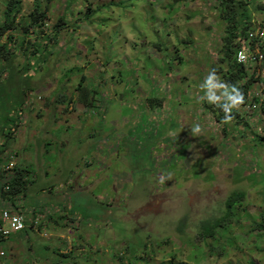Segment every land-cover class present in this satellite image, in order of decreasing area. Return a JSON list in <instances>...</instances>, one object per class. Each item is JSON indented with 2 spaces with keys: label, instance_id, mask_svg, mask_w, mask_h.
I'll return each instance as SVG.
<instances>
[{
  "label": "rangeland",
  "instance_id": "1",
  "mask_svg": "<svg viewBox=\"0 0 264 264\" xmlns=\"http://www.w3.org/2000/svg\"><path fill=\"white\" fill-rule=\"evenodd\" d=\"M8 1L0 0L1 23L5 21ZM38 1L47 15L44 30L52 34V26L62 22V18L65 28L59 31L58 44L50 48L54 53L48 61L46 50L44 58L38 59L40 70L31 77L35 91L29 95L35 102V111L30 110L33 104H25L26 114L16 132L21 136L19 142L16 143L17 135H12L1 157L8 159L20 143H30L29 152L22 153V158L28 159L24 167L30 168L27 163H34L30 168L34 172L29 174L33 179L39 175V185H63L53 190L62 193L61 200L67 206L60 209V201L52 206L54 197L36 190L29 194L26 206L41 205L48 214L52 211L55 218L72 226L57 229V225L50 230L55 226L50 222L44 231L29 228L21 237L20 233L12 235L4 244L10 254L4 263L264 264V141L247 140L237 155L232 146L244 138L239 135L244 128L242 121L234 128L225 127V132L223 123L207 121L209 114L190 124L191 116L209 110L208 106H199L203 101H212L211 89L215 90L217 81L225 80V75H216L220 65L217 55H223L222 41L213 39L216 24L223 27L220 18H215L212 29L197 20L190 21L194 18L190 14H181L177 19L178 7L169 11L166 7L183 0ZM36 3L37 0H22L25 19L21 21L28 20ZM194 4H199L195 8L199 10L216 3L196 0ZM214 14L216 17L215 10ZM263 19L264 7L256 6L252 26ZM40 30L38 27L37 31ZM9 33L17 44V37L28 39L21 28ZM7 34L1 36V42ZM155 47L160 50L155 52ZM176 48L182 49L181 64L177 63ZM23 57L17 55L15 60ZM48 63L50 70L44 75L41 69L47 71ZM196 64L206 69L191 76ZM55 67L58 70L52 72ZM100 67L108 69L109 74L103 87L94 83L105 75ZM158 67L163 72L172 71V76L165 79L172 89L160 109L157 105L148 106L153 101H147L142 94L143 90L152 91L153 96L162 92V86L153 84L157 79L152 71ZM173 72L179 79L180 74L188 79L177 83ZM84 83L97 92V112L107 111L104 124L98 122L96 126L93 154L90 150L78 154L76 145H71L77 137L84 140L90 130L77 136L79 133L73 128H63L69 126L68 121L75 122L76 115L64 114L59 118L56 100L46 106L48 100L63 94L66 110L76 96L74 89ZM187 84L196 88L192 98H184L193 107L181 103L184 107L176 109L179 101H172V94L175 88ZM225 90L222 86L219 91ZM38 95H42L40 99ZM8 107V101L0 99L1 127L7 112L16 113ZM77 108L78 112L91 110L81 103H77ZM40 110L43 119L38 123ZM172 115L171 123L162 121ZM181 115L185 117L183 128L175 124L182 121ZM28 123L33 127L29 128ZM248 135L251 136L250 132ZM230 140L234 141L231 146ZM67 152L76 155L69 156ZM92 161L98 167L96 174L85 168ZM166 169L170 176L164 179ZM88 173L94 174V182L85 186ZM80 176L85 178L79 179ZM235 190L244 191L246 198L229 208L227 200ZM202 231L214 232L213 239L206 238L207 245L200 243Z\"/></svg>",
  "mask_w": 264,
  "mask_h": 264
},
{
  "label": "clouds",
  "instance_id": "2",
  "mask_svg": "<svg viewBox=\"0 0 264 264\" xmlns=\"http://www.w3.org/2000/svg\"><path fill=\"white\" fill-rule=\"evenodd\" d=\"M251 0H248V6L251 8H256V6H258V8L264 7V1L263 0H259V2H257L258 0H254L255 3H250ZM196 2V0H183L182 3H178L176 5H174L173 7H166L169 10H173L175 8L178 7V13L176 15V18L179 19V17L181 16V14H190L192 15L194 18H190L189 20H197L198 23L201 24H207V28L212 29V25L215 22V18H220V21L222 22L223 26L225 25V22L221 19L220 14H219V8L217 7V2L216 0H214V2L216 3L215 6H209V5H205L202 9L199 10H195L196 7H199V4H194ZM40 3V2H39ZM37 4V3H36ZM37 7H41V4H37ZM201 7V6H200ZM36 8V7H34ZM33 11L29 14L31 15L34 12ZM44 10V9H43ZM214 10L217 12V16L215 17L214 14ZM45 11V10H44ZM255 13V11H254ZM191 17V16H188ZM29 18V16H28ZM47 18V15H46ZM62 22H64V18H62ZM254 19V16H253ZM46 20V19H45ZM60 22V23H62ZM253 20L251 22V25L249 24V29L246 31V34L243 36H239L236 40V45L234 46V53H233V58L231 59L232 61L235 62V64L240 65L241 67H245L246 70V76L245 78H243L239 84L235 85L236 88L235 90H233V88L231 87V84L227 81L228 77H229V69L231 68L229 65V58L226 57V52L223 50L224 48V40H223V36H224V28L220 27L219 24H216V26L213 29V33L215 35L214 38H218V40L222 41V46H221V50L223 52V55L220 57V55H217V58L219 59L220 65L217 68V77H220L222 75H225V80L224 83L223 82H219L217 81L216 84L214 85L215 90H212V95H213V99L210 102H206L204 103L203 101V105H200L199 107H203V108H207V106L209 107V110H206L205 112L201 113L198 112L196 117L191 116V122L190 124L193 123V120L195 121H200L201 119H206L207 114V121L211 120V122H219L223 123V131L225 129V127L228 128L235 126V124L239 121H242V124L244 125V128L239 132V135L244 136L243 139L240 140L241 143L239 144H233V142L228 141V145L231 146L233 144V154H235V152L238 153L242 150L241 145H244L247 140L249 142H255L257 139L264 141V19L256 22L255 25L252 26ZM45 21L43 25L37 26L35 28H30L28 31L25 32V29H23L24 35L26 37H28V40L26 38H19V42L18 44L15 42L14 38V42H11L9 44L13 45L10 46L11 48H16L17 50L20 51L19 54L17 55H22L23 54V59H19V60H15V58H13V60L9 61L6 60L4 62V64L6 66H11L14 67L16 69H20V71L23 70V74H27L28 72H31V74L24 76L22 75L24 80H27L31 83V86L33 87V80L31 79V77L35 76L37 74V70H40V66H38V59H42L45 56V50L48 52L46 55L47 61L48 58L52 56V54L54 53V50L52 49V51L50 52V48L54 45V44H58L59 40H58V36H59V31H61L62 29H64L65 27L62 24V28L56 32V28L55 25L52 26V34H48V32L46 30H44V25H45ZM40 28V31H37V28ZM204 28V27H202ZM206 28V30H207ZM205 30V29H204ZM8 32V34L5 36L6 39L3 42H6L8 40V37L11 36L12 29H7L6 31L2 32V35H4V33ZM56 34V36H55ZM186 34V31H185ZM1 35V36H2ZM37 35V39H34L33 37ZM187 35V34H186ZM1 36H0V40H1ZM14 37V36H13ZM45 39V41L43 43L42 40ZM22 40L24 41L23 46L21 45ZM2 42V43H3ZM195 43V39L192 38V44ZM160 49L155 47L154 51L157 52ZM182 49L180 48H176L177 51V58H178V62L177 63H182L184 61V56L180 53ZM50 52V53H49ZM16 55V56H17ZM50 55V56H49ZM15 56V57H16ZM87 58L89 55H85ZM86 58V59H87ZM34 61V64L31 63V61ZM3 63H0V65ZM197 65V64H196ZM49 66L50 63H48V70L47 71H43L42 72L45 74H47L49 72ZM26 67V68H24ZM206 69L205 66L202 67H197L194 66V69L190 71L191 76L196 73L197 70H200V72H203ZM58 68H53L51 69V71H57ZM108 69L105 68H101L100 67V71L102 73H105L104 76L98 78L97 80H94V83L99 87L102 85L105 86L106 85V81L107 78L106 76H108L109 74L107 73ZM157 79L156 82H153L154 85H158V86H162V92L157 95V96H153L152 91L149 90H143L142 94L144 95L145 99L147 101L152 100L153 104H148V106H152V105H157V107H162L164 105V102H166L167 97L166 94L171 91L172 87L171 85L165 81L166 78H170L172 76V71H168V72H163V68L158 67L156 69H154L152 71ZM21 73V72H20ZM8 74V71L3 72L2 74H0V77L3 79L6 78V75ZM57 75V74H54ZM178 74H174L173 72V76L176 80V82L178 83L179 81H182L183 78H185L186 80L188 79L186 76L182 77V74H180V79L177 78ZM189 75V73H188ZM39 78V77H38ZM247 81L248 85L245 87L243 86ZM3 82H0V86L2 85ZM52 83V82H49ZM224 86V88L226 89L225 91H219L220 88ZM72 87V86H71ZM181 91H176L174 90L173 94H172V101H179V103H185L184 102V98H192L196 93V88L187 85H180ZM175 88V89H177ZM239 88V89H238ZM66 89V88H65ZM64 89V92H65ZM76 96L72 99L76 100L80 98L78 97V95L80 94H86L88 91L89 94H93L94 97H96V91L88 88L85 83L82 84L79 87H76L74 89ZM186 91L188 94L184 93V91ZM238 92H235V91ZM34 88L31 90H28V93L26 95H24V101L23 104L21 105V107L19 108V112H18V117H19V121L16 125L17 129H13L10 128V121H6L3 124V127L0 126V131H3L2 134H0V140L1 138L4 136L8 137L11 139L12 135L16 136L17 135V130L19 129V123L21 122V119L24 117V114H26V108L27 106H25V104H33L30 107V110L32 111V109H35V102L31 101L29 95H31L32 93H34ZM42 95H38V99L41 98ZM231 98V102H228V98ZM175 98V99H174ZM61 99H64V95H61ZM56 100V104L55 107H59L58 110L59 111H63V105L62 102H60V100H58V97H55L51 100H48L46 103V106H48L49 104H52L53 101ZM58 101V103H57ZM63 101V100H61ZM81 101V100H80ZM95 101V100H93ZM199 101V100H198ZM201 101V100H200ZM105 103V102H104ZM79 104V103H78ZM186 104V103H185ZM75 106H77V103L74 104L72 102V105L69 107V111H73L75 109ZM186 106L189 107H193L192 105H187ZM68 108V107H67ZM84 108V106H83ZM35 111V110H34ZM188 111V110H187ZM40 112L43 114V110H40ZM92 116V113L88 112L86 113V116ZM201 117V118H200ZM29 119H31L30 117H28ZM255 119V120H253ZM32 121V120H31ZM33 123V121H32ZM185 126V124H184ZM183 128V127H182ZM3 129V130H2ZM185 129V128H184ZM186 131H189V129H187ZM225 132V131H224ZM248 132H250L251 136L248 135ZM231 133V132H230ZM16 134V135H15ZM236 131L232 132V136H235ZM4 135V136H3ZM224 136V135H223ZM228 139L230 137H227ZM252 143V145H253ZM1 144V142H0ZM73 144V143H72ZM236 145V146H235ZM19 149H17L18 151ZM17 151H15L10 158H8V160L11 163H15V159L18 158L17 156ZM245 153V152H244ZM243 153V154H244ZM19 161V159H18ZM17 163V162H16ZM13 167V166H12ZM8 167H6L5 170V175L1 177L0 179V227H5L10 229L9 233L4 234V232L2 230H0V264H5L4 261L7 259V257L10 255L9 251L7 248L4 247V244L6 242L9 241V239L11 238L12 235L20 233V235L18 236H22L24 231L29 230V228H31L34 231H44L45 227H44V223L46 220H48L50 217H48V213L47 211H45L43 208H41L40 206H26V203L28 201L27 198V194H26V188H24L22 191H20V195H10V191L12 190L14 184L12 183L14 180V174L11 173L10 171H8L7 169ZM11 168V167H10ZM7 174H10L11 178L5 182L4 179L6 177ZM164 179H167L170 176V171L169 169L165 170V174H164ZM9 186V189H7L6 187ZM236 191H242V190H235ZM234 192L230 195L233 196ZM31 193V192H30ZM29 193V194H30ZM127 197V196H126ZM229 197V198H230ZM228 198V199H229ZM228 201V200H227ZM244 199H241L239 202H243ZM228 205V203H227ZM64 207V210L66 209V206H62ZM51 209V208H50ZM61 209V207H60ZM5 210H10L12 213L14 214H18L23 218V223H24V227L19 230H12L11 226L9 224H7L6 222L3 221V215H4V211ZM49 214H54L52 211H49ZM64 223V222H63ZM67 223V222H66ZM64 223V224H66ZM43 225L42 228L40 229L38 226L39 225ZM80 224V222H79ZM56 225L53 228H48V229H55ZM57 229L63 228L62 226H57ZM14 243H18V241H14ZM7 249V251H6Z\"/></svg>",
  "mask_w": 264,
  "mask_h": 264
},
{
  "label": "trees",
  "instance_id": "3",
  "mask_svg": "<svg viewBox=\"0 0 264 264\" xmlns=\"http://www.w3.org/2000/svg\"><path fill=\"white\" fill-rule=\"evenodd\" d=\"M37 4H40L39 1L37 0ZM217 2V7L219 8V14L221 19L225 22V25L223 26L224 28V36H223V40H224V48L223 50L226 52V57L229 58V65H230V69H229V77L227 79V81L231 84V85H237L239 84V82L245 78L246 74V70L245 67H241L238 64H235L234 61H232L231 59L233 58V53H234V46L236 45V40L239 36H243L246 34V31L249 29V24L251 25V22L253 20V16H254V11H256V8H251L248 6V0H216ZM255 3L254 0H251L250 3ZM36 4V5H37ZM22 0H9L7 3V9L5 10L4 16H5V21L4 22H0V36L2 35V32L6 31L7 29H12V30H16L18 28L21 29H25V32L28 31L30 28H35L37 26L43 25L44 21L46 19V12L43 9H40L39 7L36 6L34 12L29 15V18L27 21H21L23 19H25V17H23L22 15ZM22 15L21 19L20 16ZM63 20V19H61ZM56 28V32H58L61 28H62V23H58L57 25H55ZM56 36V34H55ZM13 35L8 37V40L6 42H1L0 41V60L4 59L6 60H13V58H15V56L17 54L20 53L19 50H17L16 48H11L9 44L11 42H14L13 40ZM16 42V41H15ZM24 41L22 40L21 45L23 46ZM1 63V62H0ZM26 68V67H24ZM8 71V74L6 75V78L3 79L0 77V82H3L2 85L0 86V99L2 101H8V109H12L14 110L16 113L12 114L7 112V115L5 117V122L6 121H10V128L16 129V125L19 121V117H18V112H19V108L21 107V105L23 104L24 101V95H26L28 93V90L33 89V87L31 86V83L27 80H24L22 75L20 74V69H16L14 67L11 66H6L4 63L0 65V74H2L3 72ZM33 82V81H32ZM247 81L243 86H247L248 85ZM239 89V88H238ZM90 91H88L86 94H80L78 95L79 99H71L70 103H81L84 106H86V104L88 105V107H93V103L95 100V97L93 94H89ZM235 92H238L237 90ZM6 93L5 96H3L2 94ZM58 100H60V102H62L61 100V95L58 96ZM83 102V103H82ZM70 103L68 105V108L66 110L60 111L58 112L60 114L59 118H62L64 113L69 111V107H70ZM184 105H180V103H178L175 108H183ZM59 107H57L58 110ZM90 108V109H91ZM174 108V109H175ZM2 109V108H1ZM92 111L94 109H91ZM4 111V110H3ZM33 111V109H32ZM180 111L182 112V109H180ZM6 112V111H4ZM70 112V111H69ZM37 117L42 118L43 115L40 111H38L37 113ZM179 117V114H178ZM0 121H1V116H0ZM33 121V120H32ZM165 124H169L172 121H174V116L172 115L169 119H165L162 120ZM159 121V122H162ZM2 122V121H1ZM100 123L104 124V119L101 118L99 120ZM98 124V123H97ZM176 125H182L181 127H183L184 123L182 121H180V123L178 121H176L175 123ZM173 125V124H172ZM97 126V125H96ZM96 126H92L90 124L91 127V133L92 130H95V134H96ZM63 128L69 129L72 128L70 125H65ZM191 129H193V127H191ZM64 135V133H62ZM61 134V135H62ZM4 136V135H3ZM10 140L9 136L6 137L4 136V138L2 137L0 142V179L2 176L5 175V170L6 167H8V171H10L11 173L14 174V180H13V188L12 190L9 192L10 195H20V191H22L24 188L27 189V186H30V184H37L38 181L40 180L39 175L37 178L33 179V176L31 177L32 173L34 171L32 170H28L29 168H25L23 166V168L27 169V171H25L21 166L24 165V163L22 162L23 159L21 158L20 161H18V163H14L13 167H9V165L11 164V162L7 159V158H2L1 155L3 153L2 150L3 148H6V146H8V141ZM50 142V141H49ZM48 142V143H49ZM47 143V144H48ZM46 144V145H47ZM48 150V149H47ZM19 153H21L20 150L17 151V156L19 157ZM10 158V157H9ZM93 164V165H91ZM90 166L93 167V170L95 171V174L97 172L96 168L94 167L95 163H91ZM89 166V167H90ZM31 168V166H30ZM31 173V175L29 174ZM92 177L94 176V174L91 175ZM97 176V175H96ZM50 184H45V186H49ZM1 190V189H0ZM246 198V194L244 193V191H236L234 192L233 196H231L227 203H228V207H232L234 206V204L237 201H240L241 199H245ZM47 205V204H45ZM44 205V206H45ZM51 205L55 207V201L51 202ZM231 211V209H230ZM48 217H53L55 216V214H47ZM228 216V215H227ZM226 217H224L225 219ZM43 225H39L38 227L41 229ZM214 235V232L212 231H202L199 235L200 239V243H204V244H208L206 242V238H212V236ZM216 237V236H215ZM215 239V238H214ZM222 251H224V247H222L221 249Z\"/></svg>",
  "mask_w": 264,
  "mask_h": 264
},
{
  "label": "crops",
  "instance_id": "4",
  "mask_svg": "<svg viewBox=\"0 0 264 264\" xmlns=\"http://www.w3.org/2000/svg\"><path fill=\"white\" fill-rule=\"evenodd\" d=\"M20 74H22V75H24V76H27V75H29V74H31V72H28L27 74H23V70L21 71V73ZM176 91H181V89L180 88H177V89H175ZM146 91V90H145ZM182 91H184V90H182ZM184 93H186V94H188L186 91H184ZM175 99V98H174ZM83 103V102H82ZM79 105H80V103H79ZM82 106H84L83 104H82ZM86 106H88L87 104H86ZM89 108H91V107H89ZM158 109H160V107H157ZM77 106H75V109L73 110V111H68V112H66V113H64V114H68L69 116H73V115H76V121L75 122H69L68 121V123H69V125L74 129V131L75 132H78L79 134H76L77 136L78 135H85L86 134V132L85 133H83V131H85V130H91V127H90V124L92 125V126H96L97 125V123L99 122V120L101 119V118H103L104 119V121H105V116H106V114H107V111H105L103 114H101V113H98L97 112V110H96V101H94V103H93V107L91 108V109H94L93 111L92 110H88V111H86V110H81L80 112H78L77 111ZM88 112H90V113H92V116L91 115H89V116H86V113H88ZM178 112H180V111H178ZM83 116V117H80V116ZM181 117H182V122L184 123L185 122V117H183V115H181ZM31 118V117H30ZM70 118V117H69ZM37 120H38V123H40L41 121H42V119H43V117L42 118H39V117H37L36 118ZM72 119V118H71ZM32 119H30V121H31ZM33 123H35V121H33ZM32 123V124H33ZM58 122H56V124H57ZM115 123H117V122H115ZM185 124V123H184ZM68 125V124H67ZM28 126H30L29 128H32L33 127V125H31V123H28ZM76 127L78 128V129H76ZM185 127V126H184ZM58 129H59V127H58ZM53 130V129H52ZM27 134H30V133H27ZM95 136V130H92V133L91 134H89L84 140H81V139H79L78 137H77V139L75 140V141H73V144H71V145H76V146H74L75 148H76V151H77V153L78 154H80V153H83L84 151H86V150H90L91 151V153L93 154L94 153V151H95V144H94V137ZM20 137L21 136H19V135H17V137H16V143L17 142H19V139H20ZM49 142V141H48ZM47 142V143H48ZM46 143V144H47ZM29 144L30 143H25V145H23L22 143H20V145L18 146V148L17 149H19L20 151H21V153H19V159H21L22 158V153H23V151L25 152V153H27V152H29L28 151V146H29ZM32 145H33V143H32ZM94 147V148H93ZM47 150V149H46ZM67 155H69V156H71V155H76V154H70V153H68L67 152ZM106 155H107V153H106ZM32 158V157H31ZM23 159V163H24V165H25V161L26 160H28V159H26V158H22ZM95 161H96V155H95ZM104 160H105V158H103ZM94 161H92V162H87L86 163V166H85V168H86V170H89V171H93V167L92 166H90V164L91 163H93ZM95 163V162H94ZM104 163H106L107 164V162L105 161ZM29 166H35L34 165V163H27ZM23 165V166H24ZM77 165V164H76ZM91 165H93V164H91ZM94 165H96V164H94ZM31 166V167H32ZM90 166V167H89ZM96 168H98V167H96ZM28 170H30V168L28 169ZM97 170V169H96ZM67 171H64L63 173H66ZM64 175V174H63ZM88 175H89V177H87V176H85L86 177V180L84 181V184H85V186H87L88 184H93V182H94V177H92L91 176V173H88ZM173 175V174H172ZM171 175V178L173 179V176ZM38 177V176H37ZM36 177V178H37ZM85 177H83V176H80V178L79 179H84ZM173 181V180H172ZM40 183V182H39ZM39 183L38 184H30V186H27V189H26V194H27V198H28V196H29V193L30 192H33V190H36V191H41V193H42V191H45L46 193H48V194H50L52 197H54V201L55 202H59L60 201V204H61V206L60 207H62V206H67V204L66 203H64L63 202V200H61V196H62V193H58V192H56L55 190H53V187H59V188H62L63 187V185H55V183H53L52 185H51V183L52 182H50V187H46L45 186V184H47V183H43V184H41V185H39ZM80 185H83L81 182H78ZM49 184V183H48ZM92 188H95V187H92ZM89 189H91V188H89ZM88 189V190H89ZM83 191V190H82ZM84 193V195L87 193V192H83ZM78 194H82V193H78ZM73 202H74V200H73ZM66 208V207H65ZM51 219V220H50ZM50 220V221H49ZM54 223L56 226L58 225V226H62L63 228H66V227H69V226H72V225H65L63 222H62V219L61 218H55L54 216L51 218H49L48 220H46L45 221V223H44V226L45 225H47V227L48 226H50V224L49 223ZM62 222V223H61ZM70 223H73L74 221H69ZM72 228V227H71ZM74 229H75V227H73Z\"/></svg>",
  "mask_w": 264,
  "mask_h": 264
},
{
  "label": "built area",
  "instance_id": "5",
  "mask_svg": "<svg viewBox=\"0 0 264 264\" xmlns=\"http://www.w3.org/2000/svg\"><path fill=\"white\" fill-rule=\"evenodd\" d=\"M11 178L10 174H7L4 181L7 182ZM9 189V186L6 187ZM3 221L11 226L12 230L19 231L24 227L23 218L18 215L12 213L10 210H5L3 215ZM0 230L4 232V234L9 233L10 229L5 227H0Z\"/></svg>",
  "mask_w": 264,
  "mask_h": 264
}]
</instances>
